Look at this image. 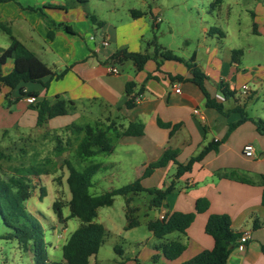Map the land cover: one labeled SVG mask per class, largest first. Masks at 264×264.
Here are the masks:
<instances>
[{
    "label": "crops",
    "instance_id": "obj_1",
    "mask_svg": "<svg viewBox=\"0 0 264 264\" xmlns=\"http://www.w3.org/2000/svg\"><path fill=\"white\" fill-rule=\"evenodd\" d=\"M33 1L35 3L29 1V4L19 7L14 4L2 6L4 16L10 21L11 16H23L27 23L19 25V36L16 38L25 45L33 44V32L37 30L41 36L44 35L46 48L42 47L40 53L30 50L53 70L68 69L62 78L51 80L46 88L37 83H28L26 88L37 90L39 97L49 100L59 94L74 102L72 112L47 121L45 125L52 131L76 120H82L78 124L97 122L109 125L108 135L112 137L113 150L103 155L112 157L97 162L98 170L126 166L134 172L135 179L140 178L142 187L161 188L174 178L176 165L172 160L155 168L149 175L141 176L145 167L157 161L166 149L176 150V161L185 163L204 146H216L175 179V188L159 207L150 206V203L148 206L149 209H157L152 218L144 221L145 226L149 220L172 212L195 213L184 233L174 231L166 236L184 244L181 254L174 259H166L154 247L160 240L147 229L149 236L144 242L156 238L151 247L146 248L139 240L138 243L142 244L137 246L142 247L139 253L125 256L123 247L117 244L115 249L119 259L113 263L138 264L137 260L141 258L139 264H148L144 259L152 261L155 257L154 264H181L198 252L213 247L214 240L205 232L204 226L210 214L223 213L228 215L232 230L240 234L249 232L245 249H232L226 264H264L261 250L264 244V204L261 202L260 182V176L264 175V158L261 156L264 152V133H260L256 126V121H264V0H220L219 4L209 7L210 12L204 6L210 5L213 0H201V8L207 12L209 19L200 20L198 28H195L196 20H185L181 37L186 47L181 49V55L174 53L169 45L162 44L164 49L182 60L155 55L141 69H136L131 61L119 63L121 67L108 61L109 55L120 48L143 52L141 43L148 28L145 24L138 26L140 15L134 17L130 13L134 20L129 25L113 26L91 12L96 21L90 20L85 11L89 12L86 5L90 0L85 8L79 5L71 8L49 5L63 6L65 0ZM143 1L148 5L146 0ZM27 6L42 10H30ZM157 9L154 5V10ZM149 10L155 21L159 16L155 17V13ZM49 11L56 15L47 17ZM63 25H68L73 33L66 31ZM154 25L158 27V22ZM168 27L172 34L170 22ZM48 29L52 37L47 35ZM103 39L108 42L106 46L100 44ZM188 64L201 72L204 90L220 109L206 104L204 92L191 80ZM110 65L117 66L119 72L110 73ZM11 66L12 62L8 60L3 72L10 70ZM128 81L135 84V90L141 89L140 100L130 108L125 105L129 97L125 91ZM243 84L248 86L246 94H236L235 90ZM8 90L0 86V97L4 98ZM14 96L15 93H11L10 97ZM7 107L9 113L18 107L13 127L19 131L36 127V111L29 107L25 98ZM241 112L245 114L243 119ZM136 121L143 125L141 135H120L129 122ZM159 123L169 124V127ZM246 143L253 145V157L243 155L242 148ZM198 198L208 201L207 209L202 212L195 209ZM131 206L138 208L135 214L141 210L139 205ZM123 209L125 214V207ZM100 223L106 229L105 237L112 234L131 242L130 233L136 226L124 229V223L120 229L110 231Z\"/></svg>",
    "mask_w": 264,
    "mask_h": 264
},
{
    "label": "trees",
    "instance_id": "obj_2",
    "mask_svg": "<svg viewBox=\"0 0 264 264\" xmlns=\"http://www.w3.org/2000/svg\"><path fill=\"white\" fill-rule=\"evenodd\" d=\"M20 0H0V3H15L19 5ZM71 6H85L88 0H69ZM220 0H213L210 7L219 4ZM54 7L67 8V4L63 6L52 5ZM30 10H41L40 7L27 6ZM85 8V7H84ZM86 15L95 23L96 18L86 9ZM130 13L136 17L141 15V11L131 9ZM64 29L72 32L68 25H63ZM0 30L9 37V43L6 47L0 46V86L7 87L9 90L5 93L4 98L7 105L17 102L26 96H33L35 101L29 103V107L36 111L35 125L37 127L44 126L47 121L53 117L66 115L74 110V102L56 94L53 100L45 97H39L37 90L26 88L28 83H37L41 87L46 88L53 79H60L67 71V67L61 70H53L45 62H43L32 50L24 43L17 39L7 23L0 22ZM47 35L52 37L51 30L48 29ZM147 45H153V52L150 54L145 52L128 51L126 48H120L112 52L108 61L111 63H121L131 61L136 69H141L148 59L159 55L161 58L182 60L174 55L170 50L156 44L155 40H150ZM11 60L12 66L7 72H3L5 63ZM191 80L195 82L206 96V104L220 109L203 88L201 72L191 64ZM134 83L128 81L125 83V91L128 99L125 102L126 107H133L135 97L141 94V89L135 90ZM15 93L13 98L11 93ZM242 119L245 114L241 112ZM160 126L169 127V124L159 123ZM257 130L264 133V121H256ZM175 126H173L174 128ZM69 130L76 138L75 153L82 160L97 154H109L113 150L112 137L108 135L109 125L103 126L97 122L78 124L73 122L64 127ZM8 130H2L6 133ZM143 133V125L141 122H129L120 135L136 136ZM54 150L56 156H61L66 150V144H61V139L56 137ZM210 149H216V146L209 144L204 146L198 154L190 157L185 163L177 162L175 159L176 150L166 149L157 161L148 164L141 177L149 175L155 168L164 166L168 161L172 160L175 165L174 178L170 183L161 188H144L140 185V178L127 183L125 185L112 188L100 194H92L89 188L92 186V177L97 172L99 165L96 163L85 166L82 170H77L68 159H63V163L68 170L66 176V184L70 193L67 204L69 213L67 218H77L80 224L75 228L61 245V258L51 261L47 252V243L43 237L42 226L31 212L28 211L25 201L31 196L34 185L33 178L42 174H47L51 170L45 167L49 160L45 158L39 164H28L13 166L9 175L4 178L0 174V217L2 223L9 229L0 234V238H15L19 248L29 250L31 252V262L29 264H90V257L95 255L106 235L105 227L96 221L98 208L101 206H109L113 202V197L122 195L125 198V218L126 224L124 229H129L139 225V220L135 216L137 207L131 206L133 196L146 192L151 195L150 206L159 207L165 200L167 194L175 188V179L184 172L191 169L192 164L200 160ZM8 158V155L0 149V161ZM262 185L261 202L264 204V175L260 176ZM40 191L44 192L41 187ZM208 207V201L204 198L196 200V212H202ZM58 218H61V211L58 202L53 203ZM195 213L188 212H172L163 218H155L149 220L146 224L147 229L160 240L154 247L159 250L166 259H174L178 257L184 250V244L177 240L167 239L166 236L174 231L184 233L186 228L194 219ZM254 226L257 227L256 224ZM204 230L212 236L214 240L211 249H204L181 264H226L229 253L235 248L237 239L241 235L239 232L232 230L230 227V219L228 215L223 213H212L208 216ZM264 254V244L261 245ZM155 257L153 258V261ZM137 262V261H136ZM137 264V263H136Z\"/></svg>",
    "mask_w": 264,
    "mask_h": 264
},
{
    "label": "rangeland",
    "instance_id": "obj_3",
    "mask_svg": "<svg viewBox=\"0 0 264 264\" xmlns=\"http://www.w3.org/2000/svg\"><path fill=\"white\" fill-rule=\"evenodd\" d=\"M32 4L33 0H29ZM28 0H20L19 5L15 3H6L0 5V22L7 23L12 34L15 37L19 36V25L26 24L24 17L21 18L11 16L10 19L4 16L2 6H25L29 4ZM148 5L143 0H90L87 3L89 12L94 13L95 16L105 19L110 25L118 26L120 24L129 25L134 19L130 15V9L135 8L141 11L140 17L137 19L138 26H147V31L144 33V39L141 43L142 51L148 53L153 52V45L148 46L147 42L155 40L156 44L162 47L169 45L174 53L181 55L182 50L186 47L181 37L182 30L185 26V20L192 18L195 22V28H198L200 20H208L207 12H204L201 7V0H146ZM67 8H71L69 0H65ZM31 4V5H32ZM154 5L158 7L154 10ZM163 5V7H162ZM210 12V5L204 6ZM151 9L161 20L153 21L150 10ZM42 10V9H41ZM44 11V10H43ZM43 13V12H42ZM21 15V14H20ZM56 14L49 11L47 17H54ZM158 22V27L154 23ZM171 23L172 34H170ZM51 27V26H50ZM37 30L33 32L34 42L26 43L29 49L40 53L42 47L46 48L44 35ZM9 43V37L6 33L0 30V46L6 47ZM151 50V51H150ZM151 54V53H150ZM48 61V60H46ZM49 62V61H48ZM51 65V63L49 62ZM121 67V64H117ZM125 67V65H124ZM29 84L28 86H32ZM0 149H2L8 158L0 161V174L6 178L13 166L39 164L48 158L49 162L45 166L51 170L47 174H42L32 180L34 189L31 196L25 201L26 208L39 220L43 237L47 243V252L51 261L59 260L61 258V245L67 239L69 234L79 226L80 221L77 218H67L69 213L67 204L70 198L68 186L66 184V176L68 170L66 169L63 159H68L77 170H82L85 166L105 161L112 155H96L80 160L75 153L76 138L73 134L64 128H59L52 131L47 125L43 127H30L22 131L13 127L12 124L16 120L18 107L14 112L9 113L7 101L0 97ZM82 120H76V123H81ZM3 129L8 131L4 134ZM56 137L61 139V144H66V150L61 156H56L54 145ZM124 164V163H123ZM134 172L128 167L121 165V169H114L108 167L106 170H98L92 177V186L89 188L92 194H100L112 188H116L135 180ZM44 188L43 196L40 188ZM151 195L146 192H140L139 195L133 196L132 205H139L141 210L135 214L140 219L141 224L136 226L130 233L132 237L129 243L120 236L112 234L107 235L98 252L90 257V264H115L114 260L119 259V254L115 249V245L119 244L125 251V256L133 255L131 253H139L142 247L139 240L143 241L146 248H150L156 238H151L144 242L149 236L148 230L145 226V220L152 218L155 215L157 208L149 209ZM124 196L116 195L113 197V202L109 206H101L98 209V216L96 220L102 222L108 227L110 231H116L126 223L124 214ZM58 202L61 211V218H58L56 211L53 208V203ZM9 229L2 223L0 217V234ZM124 236V234L122 235ZM138 240V241H137ZM139 244V245H137ZM31 252L19 248L15 238L3 239L0 238V264H29L31 262ZM142 261L141 258L138 260ZM145 263L154 264V261L144 259Z\"/></svg>",
    "mask_w": 264,
    "mask_h": 264
},
{
    "label": "built area",
    "instance_id": "obj_4",
    "mask_svg": "<svg viewBox=\"0 0 264 264\" xmlns=\"http://www.w3.org/2000/svg\"><path fill=\"white\" fill-rule=\"evenodd\" d=\"M159 20H160L159 17L155 18V22L159 21ZM90 38H92V36ZM100 44L102 46H106L108 44V42L106 39H103V40H101ZM108 71L110 73L117 74L119 72V69L117 66L110 65L108 67ZM175 90H178V89L176 88ZM247 91H248V86L246 84H243L238 89L235 90V93L238 95H245ZM25 100L27 103H33L35 101V98L33 96H26ZM139 100H140V94L135 97V102H138ZM242 153L246 157H253L254 156L253 145L251 143L244 144V146L242 148ZM261 156L264 158V152ZM163 217L164 216H162V215L160 216V218H163ZM248 239H249V232L244 231L243 233H241V235L237 239V244L235 246V249L238 251H243L246 247V243H247Z\"/></svg>",
    "mask_w": 264,
    "mask_h": 264
}]
</instances>
